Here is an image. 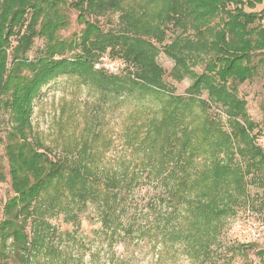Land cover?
<instances>
[{
  "label": "trees",
  "instance_id": "trees-1",
  "mask_svg": "<svg viewBox=\"0 0 264 264\" xmlns=\"http://www.w3.org/2000/svg\"><path fill=\"white\" fill-rule=\"evenodd\" d=\"M65 4L0 0V118L6 114L11 124L6 157L14 194L3 206L0 258L78 264L67 250L79 241L80 214L89 212L98 226L92 241L109 248L146 237L197 241L246 196L248 177L263 182L264 202L260 130L237 91L254 76L253 57L264 54V0H76L83 30L61 39ZM108 12L119 14L118 28L104 32L95 20ZM219 14L222 25L212 28ZM170 28L175 35L166 43ZM38 40L43 46L30 58ZM160 53L173 62V81L190 80L183 95L165 83ZM103 56L121 59L124 68L95 70ZM60 76L76 77L104 101L157 103L139 127L134 164L96 162L89 149L62 157L43 150L31 135L33 102ZM213 108L222 110L227 129ZM144 186L160 190L145 215L134 200ZM58 215L70 231L52 224Z\"/></svg>",
  "mask_w": 264,
  "mask_h": 264
},
{
  "label": "rangeland",
  "instance_id": "rangeland-1",
  "mask_svg": "<svg viewBox=\"0 0 264 264\" xmlns=\"http://www.w3.org/2000/svg\"><path fill=\"white\" fill-rule=\"evenodd\" d=\"M60 12L65 26L58 37L73 39L80 35L83 23L78 12L73 8L76 0H65ZM262 6L255 8L259 12ZM119 14L108 12L95 20L104 31L118 28ZM93 22L92 18H89ZM224 17L219 14L211 22L217 29L222 25ZM264 29V19L260 22ZM177 34L181 30H177ZM175 32L171 28L167 33L168 43ZM43 46V42H35L33 50L28 54L32 58L35 51ZM35 53V54H34ZM255 66L251 80L238 86V96L246 101V109L252 121L258 125L260 135L256 140L264 151V54L253 57ZM158 64L165 70V83L178 95H183L190 80L173 81L169 73L173 62L160 53ZM204 63L194 69L202 72ZM206 99V95L202 96ZM157 109L156 102H148L144 108L134 103L121 101H104L98 92L82 86L76 77L60 76L45 85L33 102L31 116V135L42 146L47 148L50 157L73 156L80 151L90 150L96 162L114 165L123 161L135 163L138 155L134 154L136 135L140 133L142 120L149 117ZM211 113L227 129V120L220 108H213ZM11 124L6 114L0 118V222L6 219L3 206L14 196L11 189L6 147L10 143ZM255 130L254 133H256ZM141 135H139L140 137ZM86 148V149H85ZM87 152V151H86ZM263 182L259 179L247 178L246 196L232 207V213L222 218L218 228L201 233L197 241H162L161 238H143L142 240L120 244L109 248L105 243L92 241L91 231L98 226L92 214H80V230L76 244L67 250L78 259V264H264V257L258 255L264 251V202L262 199ZM160 192L153 186H144L135 192L137 209L143 215L148 212L145 206L156 199ZM16 211V210H15ZM253 213L262 227V238L258 242H250L239 238L235 223L245 215ZM151 217V216H150ZM62 215L55 216L52 224L60 231H70L71 224L63 221ZM9 243V242H8ZM9 247V245H8ZM0 264H23L9 257L7 261L0 258ZM76 264V261L73 263Z\"/></svg>",
  "mask_w": 264,
  "mask_h": 264
},
{
  "label": "built area",
  "instance_id": "built-area-1",
  "mask_svg": "<svg viewBox=\"0 0 264 264\" xmlns=\"http://www.w3.org/2000/svg\"><path fill=\"white\" fill-rule=\"evenodd\" d=\"M125 66L121 59H113L108 56H103L94 65L95 70H102L110 74H117ZM236 232L241 239L250 242H258L262 238V227L257 222L256 216L253 213L245 215L243 219L235 223Z\"/></svg>",
  "mask_w": 264,
  "mask_h": 264
}]
</instances>
